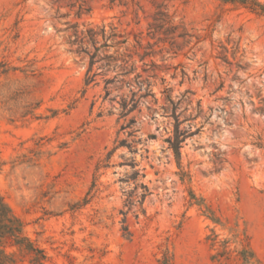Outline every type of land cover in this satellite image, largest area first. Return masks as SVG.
<instances>
[{"label": "rangeland", "instance_id": "374dc122", "mask_svg": "<svg viewBox=\"0 0 264 264\" xmlns=\"http://www.w3.org/2000/svg\"><path fill=\"white\" fill-rule=\"evenodd\" d=\"M89 30L115 60L87 85ZM0 198L43 264H264V15L0 0ZM0 250L34 264L11 240Z\"/></svg>", "mask_w": 264, "mask_h": 264}, {"label": "trees", "instance_id": "16d2710c", "mask_svg": "<svg viewBox=\"0 0 264 264\" xmlns=\"http://www.w3.org/2000/svg\"><path fill=\"white\" fill-rule=\"evenodd\" d=\"M222 1L230 4H238L246 7L247 9H250L253 12L264 15V6H262L261 4H259L254 0H222ZM161 15L162 17L165 16L164 14ZM100 34L104 39H106L105 29H103ZM100 34L94 30H89L88 32L89 39L94 47L95 52L90 57V65H89V69L87 73V81H86L87 85L95 80L96 75L90 76V73L92 72L95 63H97L98 58H99L98 61L106 62L104 67L105 66L108 67L110 63L115 60L112 56H108V55H105L102 58H100L99 53L101 48H109V45L107 43H105L101 47H97L98 42L96 39ZM116 37H117L116 34L110 36V38H116ZM82 51L89 54L88 51L84 48H82ZM125 64L128 63L125 62ZM128 73L130 72H126V74ZM112 82L113 80L106 81L107 84H110ZM146 91H147V96H149L151 93L149 88H147ZM137 106H138V102L135 99H132L130 102H128L127 100H123L122 103V108L126 113L132 112L137 108ZM185 138H186V133L179 131V128L177 127L174 138L168 139L170 147L173 149L178 161L181 158V153H180L181 144L184 142ZM22 229H23L22 222L12 214L11 209L0 198V240L3 239L11 240L14 243V245L19 246L32 254H35V258L33 260L34 264H43L42 260L45 259L44 252L39 249H36L32 243H30L26 238L22 237ZM0 264H14V260L12 257L8 256L5 253V251L0 250Z\"/></svg>", "mask_w": 264, "mask_h": 264}]
</instances>
